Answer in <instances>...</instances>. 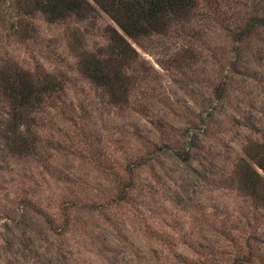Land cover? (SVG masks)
<instances>
[{"label":"rangeland","instance_id":"rangeland-1","mask_svg":"<svg viewBox=\"0 0 264 264\" xmlns=\"http://www.w3.org/2000/svg\"><path fill=\"white\" fill-rule=\"evenodd\" d=\"M89 1L0 20V66L61 84L23 111L32 149L0 137V264H264V204L237 186L264 143V26L234 37L264 0H198L164 32L124 34L137 56L115 97L80 70L122 32Z\"/></svg>","mask_w":264,"mask_h":264},{"label":"trees","instance_id":"trees-1","mask_svg":"<svg viewBox=\"0 0 264 264\" xmlns=\"http://www.w3.org/2000/svg\"><path fill=\"white\" fill-rule=\"evenodd\" d=\"M4 1H7L9 8L0 13V20L7 16L11 20L10 27L24 13L33 14L38 10L55 20L70 15L85 16L92 6L89 0H0V7ZM93 1L115 21L123 33L111 27L114 55L102 57L84 51L79 60L80 70L114 97L124 87L122 65L135 60L137 56V51L125 35L137 42L141 36L153 31L164 32L170 24L187 18L199 6L198 0ZM258 26H264V3L259 1L255 3L253 11L247 14L243 24L234 31L235 39L238 42L245 40ZM9 67L0 66V98H5L10 104V115L0 128V137L9 146L28 151L33 145L25 132H29L33 121L27 115L26 119L23 111L29 114L33 110H43L45 97H49L52 90L61 84L46 74L41 78L34 77L22 69ZM249 157L254 164L243 160L237 171V186L264 204V143L257 144L256 151L250 152Z\"/></svg>","mask_w":264,"mask_h":264}]
</instances>
